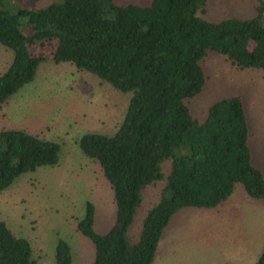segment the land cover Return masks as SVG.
<instances>
[{"label": "trees", "instance_id": "1", "mask_svg": "<svg viewBox=\"0 0 264 264\" xmlns=\"http://www.w3.org/2000/svg\"><path fill=\"white\" fill-rule=\"evenodd\" d=\"M206 2L59 0L26 8L0 0V44L13 54L0 73V104L47 61L70 62L120 92H132L113 133L87 132L79 139L84 155L109 182L115 204V221L104 233L94 229L89 201L76 222L77 232L93 244L91 264H152L176 211L215 207L237 183L250 197L264 200V175L252 162L241 97L215 100L202 118L188 107L205 88L202 63L209 51L239 70L264 71V0H256L250 17L216 22L200 17ZM50 42L55 43L50 56L33 54L34 44ZM58 152L57 143L23 129H1L0 190L23 172L55 164ZM152 183L160 184L157 200L148 206L137 239L130 241L127 231L142 190ZM31 252L30 242L0 219V264H34ZM54 259L72 264L67 241L57 240ZM255 264H264V244Z\"/></svg>", "mask_w": 264, "mask_h": 264}, {"label": "rangeland", "instance_id": "2", "mask_svg": "<svg viewBox=\"0 0 264 264\" xmlns=\"http://www.w3.org/2000/svg\"><path fill=\"white\" fill-rule=\"evenodd\" d=\"M59 0H13L22 7H42ZM116 4L147 5L151 0H114ZM256 0H207L200 17L220 21L229 17H250ZM25 32V29L23 30ZM55 43L34 44L35 55L50 56ZM12 51L0 44V73L12 60ZM202 69L207 76L205 88L188 102L192 115L202 118L215 100L239 95L246 113L252 162L264 175V71L239 70L220 53L209 51ZM132 92H120L95 75L76 70L70 62H41L32 81L23 85L6 102L0 104V130L23 129L59 145L58 161L42 165L17 176L0 190V219L14 235L30 242L34 264H55L58 239L67 241L72 250V264H91L94 247L91 240L76 230V222L85 213L86 202L94 209V229L106 232L115 221L113 191L103 177L100 166L84 155L80 137L87 132L113 133L122 120ZM160 184H149L142 190L127 235L138 237L142 219L150 203L157 200ZM244 196V198H243ZM237 201L245 212L247 224L257 242L248 250L261 252L264 233V201L248 196L240 183L228 197ZM197 210L176 211L166 227L158 255L152 264H209L219 261L207 258L212 242L201 244L203 235ZM195 231L194 238L187 232ZM201 235V236H200ZM172 236L180 244L170 247ZM171 239V240H170ZM213 257V256H211ZM219 257V255H218ZM218 257H215V259Z\"/></svg>", "mask_w": 264, "mask_h": 264}, {"label": "crops", "instance_id": "3", "mask_svg": "<svg viewBox=\"0 0 264 264\" xmlns=\"http://www.w3.org/2000/svg\"><path fill=\"white\" fill-rule=\"evenodd\" d=\"M227 199L215 207H185L197 210L200 212L199 214L204 216L199 220V227L203 228L201 229L203 231L201 235L203 236L197 240H199L201 244L212 242V247L206 249L204 255L212 259V262H215V260L219 262L209 264H219L223 262L232 264H255L260 254L258 253L256 257V254H253L248 248L257 242L256 237L251 233L252 229L246 225L247 218L244 215L245 212L237 205L238 203L235 198L229 199V201H227ZM166 227L162 232L158 248L160 247L161 241L164 239ZM187 233L194 238L198 237L195 231L190 230V232ZM171 239L175 241L170 243V247H175L182 242L175 236H172ZM262 240L261 244L263 247L264 233L262 234ZM158 248L154 258L158 255ZM215 257H218V259H215Z\"/></svg>", "mask_w": 264, "mask_h": 264}]
</instances>
